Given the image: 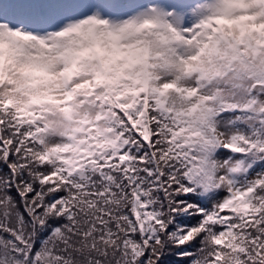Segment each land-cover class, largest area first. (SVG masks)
Here are the masks:
<instances>
[{
  "label": "snow or ice",
  "instance_id": "6c2138e0",
  "mask_svg": "<svg viewBox=\"0 0 264 264\" xmlns=\"http://www.w3.org/2000/svg\"><path fill=\"white\" fill-rule=\"evenodd\" d=\"M0 264H264V0H0Z\"/></svg>",
  "mask_w": 264,
  "mask_h": 264
}]
</instances>
